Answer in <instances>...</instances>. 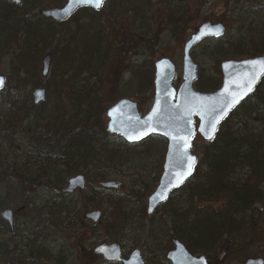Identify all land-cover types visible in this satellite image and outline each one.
<instances>
[{"label": "trees", "instance_id": "trees-1", "mask_svg": "<svg viewBox=\"0 0 264 264\" xmlns=\"http://www.w3.org/2000/svg\"><path fill=\"white\" fill-rule=\"evenodd\" d=\"M114 1L115 7L110 11L103 8L93 13L84 9L92 14L80 23L83 25L79 26L75 40H70L67 25L31 16L30 11L0 0V67L13 54L18 72L24 74V79H19L14 87L16 95L5 90L0 93V212L12 209L17 217H26L28 229H24L22 236V257L32 244L42 243L47 247L36 263H70L67 245L58 251L60 246L56 247L58 244L50 237L64 228L68 232L77 226L96 229L99 225L88 224L84 212L97 205L96 198L102 203L98 194L116 203L123 202L116 201L113 191L94 187L89 190L87 187L88 193L78 201L63 192L67 180L77 174H85L89 186L92 184L90 174L94 173L93 183L100 186L106 182L108 172L127 165L128 157L124 154L128 155V150L131 153L134 148L120 137L107 133V102L101 99L100 84L95 81L102 69L110 60L126 55L135 45L155 48L162 33L175 38L183 35L190 23L200 20L202 8L213 0ZM192 1H198L199 12L191 6ZM257 1V9L244 8V21L240 26L246 30L245 34L226 47V52L230 53L227 58L264 55V7ZM229 2L238 4L239 0ZM41 3V0L34 1L32 9L36 10ZM125 4L127 11L123 9ZM121 10L125 16L130 14L129 23L118 22ZM39 20L46 25L53 24L54 28L44 33L38 28L34 30ZM104 26L111 34L112 42L108 45L104 43ZM61 39L63 48L58 46ZM48 50H51L53 64L45 88L47 101L35 105L32 94L26 89L35 87L29 77L35 62L40 63ZM205 79H199L198 83L207 82V91L214 92L221 86V81L213 83ZM52 94L53 101L49 100ZM219 130L213 142L203 144L202 158L193 179L180 190L183 194L167 207L170 239H178L193 254H211L221 247L232 251L239 245L240 238L248 236L246 242L250 243L253 237L252 246L263 251L259 227H264V211L259 218H254V209L260 205L264 210V80ZM199 200L204 206L194 209ZM98 207H102L101 204ZM116 216L110 221L111 240H119L124 228L117 224ZM38 218L39 226L34 224ZM250 231L252 234L248 233ZM11 233L0 218L2 258H7L11 246V241L2 237L5 234L12 237ZM91 236L96 237L95 232H91ZM52 243L56 246L51 248ZM79 243L83 245V239L75 240L71 247L82 253ZM91 255L89 253V257ZM16 259L18 264H25L22 258Z\"/></svg>", "mask_w": 264, "mask_h": 264}, {"label": "rangeland", "instance_id": "rangeland-1", "mask_svg": "<svg viewBox=\"0 0 264 264\" xmlns=\"http://www.w3.org/2000/svg\"><path fill=\"white\" fill-rule=\"evenodd\" d=\"M29 0H23L20 10L26 9L30 11V15H38L42 16L41 12L43 10L47 9H54V8H61L65 5L66 0H41V5L36 7V10H33V2L37 0H30V2H27ZM122 1V0H121ZM4 2V1H3ZM5 4L10 2H4ZM123 3V1H122ZM257 0H239L238 4L230 3L229 0H213L209 4H207L203 9L202 8V17H200V20L195 19L197 17L196 14H194L193 19H195L192 23L189 24V26H200V24L204 23L205 21L208 22H215L218 24L225 25L227 32L223 36L221 40H208L204 43H202L200 46L196 47L192 51V57L196 64L199 65L198 75L199 79L206 78L207 81H212L213 83H216L217 81L220 82L222 78L221 69L220 66L222 62L226 59H234L227 56H230V53L226 52V47L229 44H233L238 41V38L243 36L245 34L244 29H241L240 24L243 23L244 20H242V15L244 8H255L257 9ZM191 6H193L194 10L198 9L199 12V4L198 1H192ZM264 7V5H262ZM3 7H6L4 5ZM115 7V1L114 0H107V3L105 4L104 8L108 11L110 9ZM123 9L127 11L126 4L123 6ZM254 9V10H255ZM253 10V11H254ZM122 11V10H121ZM119 11V12H121ZM27 12V11H26ZM93 13H95L92 10ZM255 12H258L255 10ZM254 12V13H255ZM90 11L87 13L84 11L77 12V15H75L72 19L66 21L64 26L67 25V33L70 40H75L76 34L79 30V26L83 25L80 24L84 22L85 20H88L89 16H91ZM100 15V14H99ZM98 15V16H99ZM130 14L128 16L124 15V12L120 14V18L118 22H126L129 23L131 18ZM98 18V17H97ZM74 19V20H73ZM123 19V20H122ZM93 23L96 24V22L93 20ZM36 28L40 29L42 33H44L47 29H53L54 26L51 23L45 24L42 20H39L36 24H34V30ZM58 28V27H57ZM240 28V29H239ZM105 32H104V43L106 45L110 44L112 42L111 34H109L108 27L104 26ZM58 30V29H57ZM138 32V31H136ZM22 38V35L19 37ZM189 36L186 34L180 35L178 38L170 37L169 33H162L159 38L156 47H143L136 45L133 47V49L128 52L126 55L122 57H117L113 61L110 60L107 64V66L102 69V72H100V77L98 78V82L100 85L98 87V91L100 93V97L103 101H106L107 104L105 105L106 108H109L113 106L116 102H118L121 99H129L132 101H137L140 104V111L143 112V114H148L149 110L153 106L154 103V84L153 79L154 73H155V66L154 64L162 59H171L174 65L177 66V79L175 82V86L179 88L180 84L182 83V60H183V48L185 43L187 42ZM81 40V45H82ZM138 42V41H137ZM59 47L63 48L64 43L62 42V39L60 40ZM228 50V49H227ZM51 52V50H48L46 53ZM11 57L7 58L5 62L0 67V75H4L7 77L10 85L6 87V91L8 89H13L16 87V82L20 79H24V74L18 72V67L16 65L15 57L13 54L10 55ZM16 56V55H15ZM125 58V59H124ZM38 61L35 62L33 66V72L32 75L29 77V80L33 82L35 87L28 88V90L31 94L36 88H46L48 86V78L43 79L42 78V66L41 62L37 64ZM112 62V63H111ZM110 63V64H109ZM86 76V75H84ZM207 82H202V84H199L198 82L194 83L195 90L203 93V92H212L207 91L208 86H206ZM50 89H53V83L49 84ZM51 91V90H50ZM49 100H54V95H50ZM48 100V101H49ZM201 138H196L195 145L193 151L202 158V149L206 142L201 141ZM205 144V145H203ZM167 143L164 142L162 138H151L147 142L139 144L138 146H134V148L128 150L129 154L127 156L128 158L125 160L127 165H123L121 167H118V169H113L111 172H108L105 176H107V180L115 181V182H122L124 186L121 188V191L118 193H114V198L116 197V201L118 197H121L123 195H126L130 193H135L133 191L134 189H137L138 193L142 192V194H147L148 191L144 189H140V185L145 186L146 188L151 189L152 186L154 188L158 185V182L160 180V176L163 171V163L165 160V152L167 149ZM97 174V173H96ZM90 180L92 184L88 186V190L90 188H97L101 189L98 183L94 185V173L90 174ZM157 179V182H156ZM92 185V186H91ZM88 190L85 192H79L76 191L75 195L72 197L78 201L79 198L85 197L86 193H88ZM152 190V189H151ZM103 192V191H101ZM105 193V192H104ZM102 199L100 200L102 203L98 202L97 198L94 200V202H97V205L99 206L101 204L103 208V212L106 213V219L103 221L101 225H99L96 229H89L91 232H95L96 239L94 241H86L87 246L89 249L94 250L96 246H98L100 243H108L111 242V238L109 234H113V232H109L111 229L112 223L110 222L113 218V215H117V224L123 225V231H120L119 233L122 237L121 241L122 243H126L129 251L132 252V245H139L142 246L140 248L143 249L145 247V243H151L150 239L153 237V241H157V245L162 249L163 252H168V250H171V244H168V235L169 237L172 236V232H170L171 229V221L167 216L158 215L157 219L158 221L152 222L149 219H146L145 221H142L144 218H141L143 215L140 211H137L133 203L130 202L128 204L127 202H120L116 203L113 200L104 198V196L100 193L98 194ZM105 195V194H104ZM95 196V195H94ZM131 197V196H129ZM95 198V197H94ZM114 204H120L118 207H116ZM144 207H146V201L144 202ZM204 206V202L202 200H199L196 203L197 208H202ZM97 207V206H96ZM95 207V208H96ZM91 208V207H90ZM114 210H116L114 212ZM120 210V211H119ZM256 211L254 218H259L260 215L263 213V209L260 205L255 206ZM113 211V212H112ZM2 212V211H1ZM0 212V215H1ZM140 213L141 215H139ZM1 218V217H0ZM138 219H142V222H138ZM26 217L19 216L15 219V225L14 228H16V237L14 238V242L20 243L21 239H19L18 235L24 234V229H28L25 225L27 224ZM121 223H118V222ZM249 222L250 218H249ZM41 221L39 218L34 221V224L39 226ZM28 225V224H27ZM261 228V236L260 240L264 241V227ZM78 231V228L75 227V230H71L70 232L67 231V228H64L63 230H57L50 238H53V242L55 244H58L57 246L52 243L51 248L55 245L56 247L60 246L58 251H61L65 245L70 249L69 256H70V263L69 264H105L103 261V258L97 257L93 258L92 255L89 257V253H87V250L85 248V252L81 256V260L77 259L79 256L77 248H72L71 244H75L74 239V233ZM82 231L85 232L86 228L82 227ZM90 232V233H91ZM252 234V232H248ZM118 234V235H119ZM93 235V234H92ZM90 238V237H89ZM253 237L251 238V242L247 243L246 240H248V236H243L239 239V245H237L232 252H230L231 255H228L226 258H224L222 264H244V260L247 259L250 256H255L259 252V247H254ZM120 241V242H121ZM154 244V243H153ZM254 247V248H252ZM13 248V247H12ZM132 249V250H131ZM90 251V252H91ZM221 252H212L210 254L211 259L213 260V264L220 260L222 256V250ZM166 255V253H165ZM146 256H149L148 253ZM72 257V258H71ZM150 257V256H149ZM166 256H163V258H160L161 262H164V258ZM0 264H17L14 259L7 260V258H2V255H0ZM44 264H47L44 262ZM49 264V263H48Z\"/></svg>", "mask_w": 264, "mask_h": 264}, {"label": "water", "instance_id": "water-1", "mask_svg": "<svg viewBox=\"0 0 264 264\" xmlns=\"http://www.w3.org/2000/svg\"><path fill=\"white\" fill-rule=\"evenodd\" d=\"M15 5H21L22 0H4ZM106 1L104 0V3ZM63 8H54L44 10L42 16L58 23L66 22L80 8L91 7L99 12L102 6L97 8L95 0H67ZM225 29L223 25L204 24L200 26L198 32L184 49L183 76L184 82L177 92L173 87L176 67L168 60L157 62L155 73V103L147 116L141 117L138 107L130 100H122L108 112V132L112 135H122L130 143H138L147 139L150 135L163 136L168 140L169 147L164 163V172L158 190L150 197L149 213L163 202H166L170 194L176 188H180L191 179L193 171L197 165V156L192 155V139L195 131V116L201 121L198 131L204 141H211L217 134L219 125L226 120V117L237 108L258 87V83L264 78V69L259 63L264 62V56L249 58L243 61H225L222 65L223 83L222 88L213 94H201L194 90L193 83L198 78V65L194 63L191 57V49L202 39L208 37L219 38L223 35ZM51 55L45 56L42 62V78L46 79L52 66ZM3 80V86L6 85V78L0 76ZM251 89L249 90V84ZM243 93V95H241ZM15 95L16 90L11 91ZM240 96L239 103L225 108V102L231 101L234 97ZM34 104H40L46 101L47 93L44 89H36L33 94ZM216 108L214 114L212 109ZM214 125V128H213ZM175 137V139H174ZM194 158V159H193ZM86 186L85 177L79 175L69 182V186L64 189L65 192L73 194L74 190H84ZM119 182H107L102 184L104 189H118ZM14 212L7 210L2 217L9 222L11 228L14 225ZM102 213L99 211L89 214L88 218L94 223L100 219ZM176 249L170 252L168 259L172 264H207L205 257H194L185 246L176 241ZM102 255L107 261H120V247L117 245H101L95 251ZM124 264H143L139 252L132 255V259ZM247 264H264L260 259L249 260Z\"/></svg>", "mask_w": 264, "mask_h": 264}, {"label": "flooded vegetation", "instance_id": "flooded-vegetation-1", "mask_svg": "<svg viewBox=\"0 0 264 264\" xmlns=\"http://www.w3.org/2000/svg\"><path fill=\"white\" fill-rule=\"evenodd\" d=\"M257 2H259V1H257ZM260 5H264V0H260V3H259ZM252 9V8H251ZM212 22V21H211ZM261 22H262V20H261ZM205 23H208V21H205L204 23H202V24H200V26L201 25H203V24H205ZM213 24H217V23H215V22H212ZM200 26H189L186 30H185V33H183V34H186L187 36H189V38H188V40H187V42L185 43V45L187 44V43H189V40H191L192 38H193V36H195L196 34H197V32H198V29L200 28ZM224 27H225V25H224ZM251 28V27H250ZM225 29H226V27H225ZM252 29V28H251ZM226 32H227V29H226ZM224 36V35H223ZM223 37H221V38H218V39H213V40H221ZM212 39H205V40H203L202 42H201V44L202 43H204V42H206V41H208V40H212ZM201 44H196L195 46L196 47H198V46H200ZM185 45H184V47H185ZM195 47V48H196ZM194 49V48H193ZM193 51V50H192ZM192 53V52H191ZM47 54H50L49 52L47 53ZM193 54V53H192ZM46 55V54H45ZM51 55V54H50ZM52 56V55H51ZM257 56H264V55H257ZM248 57H246V58H234V59H227V60H232V61H243V60H246ZM253 58H256V57H253ZM43 59V58H42ZM163 60H168V59H166V58H162ZM161 59V60H162ZM225 61V60H224ZM222 64H223V62H222ZM222 64H221V66H222ZM221 66H220V69H221ZM221 74H222V71H221ZM222 82H223V74H222V78H221V83H220V85H222ZM257 89H258V87H257ZM256 89V90H257ZM255 90V91H256ZM255 91H254V93H255ZM253 93V94H254ZM252 94V95H253ZM120 101V100H119ZM136 103L138 104V109H139V111H140V104L136 101ZM143 115H147V114H143ZM195 120H196V128L198 127V125H199V123H200V120H198L197 118H195ZM223 124V123H222ZM221 124V125H222ZM196 137H200L199 136V134L197 133L196 135H195ZM201 138V137H200ZM163 172V171H162ZM79 175H82V176H84L85 177V180H86V188H85V190L84 191H80V190H74V193L73 194H69L68 193V195H70V196H74L75 195V193H76V191H79V192H85L86 191V189H87V187H88V180H87V178H86V175L85 174H77V175H75V176H73L72 178H70V179H68L67 181H68V183H67V186H69V182H70V180H72L73 178H75V177H77V176H79ZM161 176H162V174H161ZM160 176V177H161ZM162 178V177H161ZM161 178H160V180H161ZM160 180H159V182H158V185H159V183H160ZM120 182V181H119ZM156 182H157V179H156ZM102 184V183H101ZM120 187L118 188V190H110V191H113V194L115 193H118V192H120L121 191V188L124 186V184L122 183V182H120ZM158 185L154 188V186H152V190L151 189H149V188H146L145 186H142V185H140V189H144V190H146V191H148V193L147 194H142V192H140V193H138L137 191V189H134L133 191H135L136 192V194L135 193H132L131 195H130V193H129V195L128 194H126V195H123V196H121V197H118V199H117V201L119 200H122L123 202H127L128 204H130V201H132V203H133V206H134V208L137 210V211H142L141 213L143 214L142 216H141V218H144L143 220L142 219H138V222H142V221H145L146 219H149L150 221H154V222H156V221H158V219H157V216L159 215H162L163 217L164 216H167V207L172 203V202H174V200H176V198H178V197H180L182 194H183V192L182 191H180L181 189H183L184 188V186L182 187V188H180V189H176V190H174L171 194H170V196H169V198H168V200L166 201V202H164L163 204H160V205H158L153 211V214H150L149 213V203H150V197L152 196V194H154L156 191H157V187H158ZM67 194V193H66ZM129 196H131V197H129ZM143 201L145 202L146 201V207H144V204H143ZM97 206V207H96ZM96 206H92L91 208H88L87 210H86V212H84V214H85V216H84V220L88 223V224H91L92 226H97V225H100V224H102L103 223V221H105V219H106V213H104L103 212V208L102 207H98V205H96ZM96 207V208H95ZM100 211L101 213H102V215H101V217H100V219L97 221V223H94L91 219H89L88 218V216H89V214H91V213H93L94 211ZM16 214V213H15ZM139 215H141L140 213H138ZM15 217L16 218H18L17 217V215H15ZM167 217H169V216H167ZM15 218V219H16ZM142 220V221H141ZM156 220V221H155ZM14 225H15V222H14ZM7 226H8V228H10V230H11V234L13 235L12 237H10L11 239H13V240H15L14 238L16 237V235H17V233H16V228H14V226H13V228H11L10 227V225H9V223L7 224ZM77 228H78V231L77 232H75L73 235V237H74V241L75 240H77L78 242H81V240L83 239V245L81 244V243H79V251H82V253H79V256H78V259H80L81 260V256L83 255V253L85 252L84 250H85V248H86V250L87 249H89V247L87 246V244H86V241H87V239H88V241H94L95 239H96V237H93V236H91V231H89V228H87L86 227V231L85 232H83L82 231V227L80 228L79 226H77ZM81 229V230H80ZM22 236L23 235H21L20 236V234L18 235V237H19V239H21L22 240ZM120 236V239L119 240H110L111 242H109V244L108 243H100L98 246H96V248L94 249V250H92L91 251V249L88 251L87 250V253H91L92 254V256L94 257V258H99V257H101V258H103V261L105 262V264H113V263H117V264H124V262H129L131 259H132V255L135 253V252H139V254H140V256H141V260H142V262H143V264H161V263H158V261H161V260H158V258L159 257H161V258H163V256H166L164 259V262H163V264H172L171 262H170V260L168 259V254L170 253V252H173V251H175V249H176V246H175V244H176V241H179L178 239H170V237L168 238V244H171V247H172V249L171 250H168V252H163L162 251V249L159 247V245H157L156 243H158L157 241H153V237H154V235H152V238L150 239V241H151V243H145L144 245H145V247H143V249L142 248H140V247H142V246H139V245H137V244H135V245H132V249H134V250H132V252H128L129 251V249H128V247H127V245H126V243H122V241H121V239H122V237H124V236H121V235H119ZM90 237V238H89ZM121 241V242H120ZM181 242V241H180ZM12 243H14V242H12ZM154 243V244H153ZM182 243V242H181ZM104 244H106V245H117V246H119L120 247V257H121V260L120 261H118V262H110V263H108V262H106V260H105V258L102 256V255H98V254H96L95 253V251L98 249V247L99 246H101V245H104ZM183 245L185 246V248L187 249V251H189V253H191L190 252V250L188 249V247H186V245L183 243ZM261 248H263L264 249V246L263 247H261ZM220 250H222V256H221V258H220V260H218L217 262H215V264H222V262H223V260H224V258H226L228 255H231L230 254V252H232L229 248H227V247H221L220 249H218L217 250V252H221ZM233 250V249H232ZM91 251V252H90ZM147 253H148V255L150 256H146L147 255ZM165 253H166V255H165ZM212 254V253H211ZM199 255H201V256H203V257H205V259H206V263L207 264H213V260L211 259V257H210V254H203V253H200ZM255 259H260V260H262L263 262H264V250L263 251H259L257 254H255V256H250V257H248L247 259H245L244 260V264H247V262L249 261V260H255ZM16 263H17V261H16ZM18 264V263H17ZM48 264V263H47ZM49 264H51V263H49ZM54 264H56V263H54Z\"/></svg>", "mask_w": 264, "mask_h": 264}, {"label": "bare ground", "instance_id": "bare-ground-1", "mask_svg": "<svg viewBox=\"0 0 264 264\" xmlns=\"http://www.w3.org/2000/svg\"><path fill=\"white\" fill-rule=\"evenodd\" d=\"M2 238L3 240L11 241V246L8 250L9 252L7 251V260L15 258V260L17 261L16 258L18 257L19 260L22 258L25 264H44V262L36 263L38 261L37 259L39 258L40 260V258L42 257L43 249L47 248H44L45 245H43L42 243L32 244L30 248H27V250L29 251H27V253L22 257L23 253L21 254L20 250H23L22 248L24 247L22 243L23 240H21L20 243H17L16 241L14 242V240L10 238V235L8 236L7 234H5V236H3Z\"/></svg>", "mask_w": 264, "mask_h": 264}, {"label": "snow or ice", "instance_id": "snow-or-ice-1", "mask_svg": "<svg viewBox=\"0 0 264 264\" xmlns=\"http://www.w3.org/2000/svg\"><path fill=\"white\" fill-rule=\"evenodd\" d=\"M17 2H20V0H17ZM95 3H96L97 8H99L100 6L103 5L104 0H95ZM256 63H259L261 65V68L264 69V62H253V64H256ZM2 86H3V80L0 79V87H2ZM250 89H251V83L249 84V90ZM241 95H243V93ZM240 98H241L240 96H236L231 101H226L224 107L225 108L231 107V105L236 104V103H239ZM216 111H217L216 108H213L212 109V112L214 114L216 113ZM213 128H214V125H213ZM174 139H175V137H174Z\"/></svg>", "mask_w": 264, "mask_h": 264}]
</instances>
